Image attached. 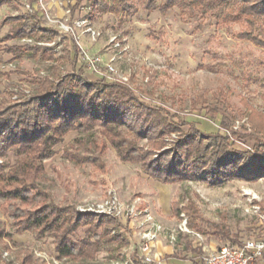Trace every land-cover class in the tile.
Masks as SVG:
<instances>
[{"label": "trees", "instance_id": "obj_1", "mask_svg": "<svg viewBox=\"0 0 264 264\" xmlns=\"http://www.w3.org/2000/svg\"><path fill=\"white\" fill-rule=\"evenodd\" d=\"M9 1L0 0V5ZM76 1L77 5L83 2ZM88 1L92 19L107 13L131 15L138 9L162 14L177 9L185 22L197 18L201 23L212 19L217 26L235 24L240 30L233 34L234 38L264 49V0ZM1 24L11 27L0 40V65L5 54L12 61L34 56L42 62L68 61L71 65V72L64 76L58 73L57 66L58 82L55 84L50 78L40 80L29 98L12 104H7L8 99L0 101V206L11 221L12 233L6 235L10 239L25 232H31L35 239L50 238L56 256L72 262H89L103 251L112 254L127 244L117 220L91 214L77 217L72 204L53 202L50 192L41 186L45 163L53 158L54 148L70 132L84 135L75 140L76 145L84 148L86 140H103L120 161L136 165L163 184L191 181L219 188L233 180L251 182L264 177V112L250 115L253 137L250 150L235 149L234 140L225 133H211L204 139L194 123L163 107L146 104L126 85L101 77L87 80L83 75L87 69L76 46L64 48L57 59L49 47L6 44L22 38L44 42L55 37L56 30L42 25L38 11H22ZM79 60L82 62L77 68ZM0 75L4 76L1 72ZM228 123L226 117L220 121L224 130ZM185 126L188 130L182 132ZM175 132L180 134L179 139L170 150L154 159L153 155L166 146L164 136ZM141 140L150 145V150L139 145ZM101 153L85 149L82 154L66 152V155L75 164L102 169ZM10 156L14 158L12 164ZM174 212L179 219L184 214L187 228L207 241L242 246L226 225L203 223L193 204L176 208ZM81 228H85L84 234L77 237L76 232ZM112 230L116 231L115 235L111 234ZM1 234L0 226V237ZM189 238L179 234L172 257L188 261L187 264H202L201 246L193 248ZM177 246L182 248L177 250ZM182 252L190 253L189 260L181 256ZM19 264H33L31 256L26 254Z\"/></svg>", "mask_w": 264, "mask_h": 264}, {"label": "rangeland", "instance_id": "obj_2", "mask_svg": "<svg viewBox=\"0 0 264 264\" xmlns=\"http://www.w3.org/2000/svg\"><path fill=\"white\" fill-rule=\"evenodd\" d=\"M24 2L31 4L29 0H10L0 5V40L7 36L11 27V24L2 25L1 22L21 13ZM54 2L56 0H44L42 4L52 16L60 18L63 13ZM32 5L35 6L34 3ZM90 26L101 32L100 38L91 42L83 35L80 44L86 51L102 55L104 62L116 55L109 44L111 35L126 39V51L120 55L121 59H117L115 68L128 82H114L126 85L146 104L163 107L194 123L204 139L211 133H225L234 140L235 149H251L250 115L264 112V49L234 38L233 34L240 30L237 25L217 26L212 19L201 23L197 18L185 22L180 19L177 9L163 14L138 9L131 15L104 14L92 19ZM18 43L12 40L6 44ZM3 58L4 62H15L16 65L14 71L0 75V101L8 99L7 104L16 103L10 99L15 87L28 90L30 97L40 80L50 78L56 84L57 66L61 76L71 72L68 61H58L53 65L34 56H26L20 61H12L6 54ZM81 62L78 61L77 68ZM99 72H104L103 66ZM83 75L89 81L100 78L99 74L88 70ZM223 117L229 120L225 130L220 124ZM187 130L188 126L182 128V132ZM236 136L242 138L237 139ZM82 137L84 135L75 132L66 134L63 142L54 148L53 158L45 163L41 186L50 192L53 202L72 204L75 213L79 206L101 203L111 196L125 206L139 199L140 205L147 208L154 220L166 230L176 229L181 224L174 209L191 203L203 223L226 225L242 244L248 240L264 239V177L251 182L233 180L219 188L191 181L163 184L147 176L136 165L120 161L103 140H86L85 148L76 145V138ZM179 137L177 132L164 136L166 146L153 158L170 150ZM139 145L144 150L151 148L145 140H141ZM85 149L95 151V154L102 152L99 154L102 169L90 164H75L66 155V152L82 154ZM13 161L10 156V164ZM118 224L119 232L125 238L127 229L124 222ZM0 226V264H19L26 254L31 256L33 264H47L35 257L33 251L56 258L50 238L35 239L31 232L13 235L12 239L7 237L12 233L11 221L1 206ZM84 230L79 229L76 236H83ZM189 240L193 248L198 246L194 237ZM160 242L167 244L164 237ZM210 242L217 246L231 245L229 242L207 241L201 236L206 253L210 252L207 248ZM5 252L9 254L7 260L4 259ZM113 255L114 251L112 254L103 251L95 259ZM181 256L187 258L190 253L182 252ZM95 259L89 262L67 259L58 264H92ZM171 263L178 264L176 260Z\"/></svg>", "mask_w": 264, "mask_h": 264}, {"label": "built area", "instance_id": "obj_3", "mask_svg": "<svg viewBox=\"0 0 264 264\" xmlns=\"http://www.w3.org/2000/svg\"><path fill=\"white\" fill-rule=\"evenodd\" d=\"M31 1V0H29ZM44 0H35L23 3V11L33 13L38 11L41 15L42 24L45 28L56 30L57 34L50 41L36 42L31 38H22L19 45H38L41 47L52 48V52L57 59L62 56L64 48L68 45L76 46L82 58L86 69L94 74H99L106 81H119L127 83L128 79L119 74L115 68L117 59H121L120 55L126 51L124 47L126 39L120 35H111L109 44L114 49V54L106 62L102 55L98 53H90L81 46V37L83 35L89 37L91 42H96L100 38L101 32L91 27L92 15L89 1L81 2L77 5L76 0H56L55 6L63 13L58 18L52 16L48 8L43 5ZM35 4L32 5V4ZM75 9L72 12V9ZM82 14V16H81ZM80 15V16H78ZM78 16V17H77ZM15 62L5 61L0 65V72L6 73L16 69ZM57 63V62H56ZM53 63V65H56ZM104 67V72L100 73L99 68ZM29 91L26 89L13 88L10 99L19 102L29 97ZM83 214H91L95 216H108L119 223L124 222L123 226L127 229L125 239L127 244L114 251L113 256H101L95 259L92 264H167L166 256L159 250L158 246L161 239L166 238V245L174 248L178 242L179 234H186L194 237L201 246L203 253H206L205 247L201 244V236L187 228V218L181 214V224L176 229L166 230L157 223L147 208L140 205V200H135L126 206L116 197H108L107 200L96 203L79 206L76 208L75 215L78 217ZM115 230L111 234L115 235ZM35 257L45 261L47 264H58L66 258H48L41 252L33 251ZM4 256L9 257L6 252ZM49 259L51 262H49ZM202 264H254L260 262L264 264V239L260 241L248 240L241 247L232 245L220 246L217 250L208 252L202 257Z\"/></svg>", "mask_w": 264, "mask_h": 264}, {"label": "crops", "instance_id": "obj_4", "mask_svg": "<svg viewBox=\"0 0 264 264\" xmlns=\"http://www.w3.org/2000/svg\"><path fill=\"white\" fill-rule=\"evenodd\" d=\"M177 247H178L177 248V250H178L179 249V246H177ZM158 248L166 256L167 264H173V263H171L172 260H176L178 262V264H187L188 261L183 262V261H180V260L172 257L173 254H174V252H175V250H176L175 249L176 247L171 248V247H169L167 245H163L162 243H160L159 246H158ZM207 248H208V250L210 252H212L214 250H217L219 248V246H217L215 243L210 242L207 245ZM186 260H189V257H187Z\"/></svg>", "mask_w": 264, "mask_h": 264}]
</instances>
